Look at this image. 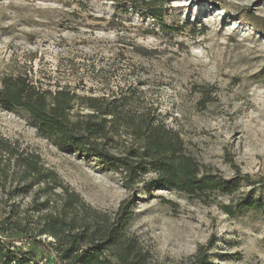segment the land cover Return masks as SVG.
I'll list each match as a JSON object with an SVG mask.
<instances>
[{"label":"rangeland","instance_id":"1","mask_svg":"<svg viewBox=\"0 0 264 264\" xmlns=\"http://www.w3.org/2000/svg\"><path fill=\"white\" fill-rule=\"evenodd\" d=\"M148 1L162 9L163 24L144 10ZM16 75L79 97L129 98L134 113L175 131L204 172L264 176V0H0V80ZM75 113H88L79 100ZM111 125L121 131L116 153L135 144L120 123ZM0 139L38 156L44 173L101 212L134 197L126 232L149 264H191L199 250L209 264H264V207L231 216L222 209L247 194L264 201V185L240 184L230 197L201 203L161 188L149 195L156 175L148 172L126 189L100 161L59 151L1 108ZM1 159L0 221L13 211L35 235L50 211L38 205L48 198L56 206L61 191L49 180L25 182L13 158Z\"/></svg>","mask_w":264,"mask_h":264},{"label":"trees","instance_id":"2","mask_svg":"<svg viewBox=\"0 0 264 264\" xmlns=\"http://www.w3.org/2000/svg\"><path fill=\"white\" fill-rule=\"evenodd\" d=\"M153 4L152 1L144 3V10L163 24L162 9ZM0 86L2 110L25 118L40 138L59 151L100 161L106 169L120 176L126 189L138 184L148 172L156 175L145 187L149 195L161 188L201 203L210 202L215 194L230 197L240 190V184L264 185V176L253 181L248 174L240 175L236 171L235 177L224 180L210 171L204 172L195 158L186 153L184 142L175 131L163 126L156 117L134 113L129 98L122 96L109 101L79 97L65 88L52 91L36 86L22 75L3 77ZM210 92L202 89L203 95ZM77 100L88 113L71 114ZM113 123H120L125 128L124 133L135 143L121 153L115 152L118 149L113 139L121 131L112 126ZM1 155L13 158L15 164L22 167L21 179L25 182L49 180L61 193L56 195V206L51 207L48 198L38 205V211H50L37 222L35 235L30 234L28 225L15 220L13 211L1 219L0 264H39L36 248L43 258L49 255L43 264H149V252L126 232L134 197L133 201L123 202L115 213L107 214L86 204L78 193L58 181L55 173H44L38 156L23 157L0 139L2 178H6V166L1 168ZM263 207L264 201L247 194L235 205L222 206V209L231 216L240 209L261 210ZM14 235H19L20 239H14ZM41 237L52 240L45 242ZM193 259L191 264H209L200 250Z\"/></svg>","mask_w":264,"mask_h":264},{"label":"built area","instance_id":"3","mask_svg":"<svg viewBox=\"0 0 264 264\" xmlns=\"http://www.w3.org/2000/svg\"><path fill=\"white\" fill-rule=\"evenodd\" d=\"M47 261V258H43L42 260H40L39 264H43Z\"/></svg>","mask_w":264,"mask_h":264}]
</instances>
